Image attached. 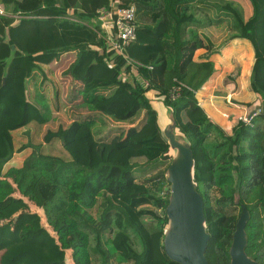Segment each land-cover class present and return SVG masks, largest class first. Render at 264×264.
Returning a JSON list of instances; mask_svg holds the SVG:
<instances>
[{"label": "trees", "instance_id": "1", "mask_svg": "<svg viewBox=\"0 0 264 264\" xmlns=\"http://www.w3.org/2000/svg\"><path fill=\"white\" fill-rule=\"evenodd\" d=\"M121 1L135 7L136 37L124 52L139 64L116 56L109 67L92 48L103 47L102 39L83 24L108 0H0L7 14L0 16L1 264H92L93 258L99 264H179L163 246L169 192L157 191L167 182L172 156L152 97L170 110L174 133L192 150L207 263H230L244 205L245 252L264 264V0H248L247 15L239 0ZM70 9L82 22L65 18ZM211 26H223L230 43L253 48L257 112L230 132L208 117L196 96L214 73L212 60L197 57L211 48L200 34ZM69 52L74 59L64 72L73 81L72 120L48 129L44 141L59 139L70 158L42 153L31 142L16 148V130L50 120L47 104L28 98V80L42 73L39 65ZM123 66H135L147 86L119 77ZM25 148L31 152L22 165L3 171Z\"/></svg>", "mask_w": 264, "mask_h": 264}, {"label": "crops", "instance_id": "2", "mask_svg": "<svg viewBox=\"0 0 264 264\" xmlns=\"http://www.w3.org/2000/svg\"><path fill=\"white\" fill-rule=\"evenodd\" d=\"M210 28L214 29L217 27L211 26L201 31L200 34L202 38L211 46V48L210 50L198 51L197 57L200 59L212 60L214 62V73L198 91L196 96L199 104L204 109L208 117L213 122L217 123L220 127H222L225 131L230 132V129L236 122L235 120L238 116L245 114L250 115L258 107V98L250 87L251 69L254 60L253 48L249 44L238 45L237 43H230L229 39L226 36L218 38L214 33L216 29H214L213 31ZM223 28V26H220L218 29L220 31H223ZM67 54H63L60 57H64ZM54 62L55 61L51 62L50 64L39 65L42 70V73L39 72L36 75L35 79H32V87L34 89V94L36 91V85L40 84L39 77L43 74L44 76L50 77V75L47 74V71L52 69L51 64H53ZM54 75H56V73H54ZM71 81V77L69 76L68 82ZM148 96L152 97V94L148 92ZM152 98L155 103H157L161 111V115L158 118V122L163 131L164 127H166V125L171 122V112L168 108L163 106L160 98ZM47 99L49 100L50 98H45L44 96V100L50 110V120L43 124L31 122L23 126L22 128L16 130L14 132V145L15 135L18 134L20 135L21 140L20 146L31 141V143L33 144L40 145L41 150L43 151L44 149L49 148V151L43 152L45 154H51L59 157H61V155H67L68 157H70L67 151H63L62 143L59 139L54 138L48 142L44 141V134L47 132L48 129L55 131L59 127L58 125L57 128H51L49 126V123L55 122L57 120L56 118L58 117V115H62L58 111L54 110L50 102H47ZM70 122H68L67 125ZM46 128L48 129L46 130ZM35 136H37L39 140L33 141L32 139ZM58 145L60 149L55 150V146ZM30 152V148H25L19 152H15L12 158H15L16 161L20 158L21 161H23L29 155ZM57 152H60L61 155ZM19 166L21 165H18V167Z\"/></svg>", "mask_w": 264, "mask_h": 264}, {"label": "water", "instance_id": "3", "mask_svg": "<svg viewBox=\"0 0 264 264\" xmlns=\"http://www.w3.org/2000/svg\"><path fill=\"white\" fill-rule=\"evenodd\" d=\"M11 48L14 49V45ZM174 126L171 117V122L163 129L169 148L175 150L166 174L169 197L165 208L168 227L163 240L164 251L179 264H208L205 250L209 237L204 225L202 195L196 190L193 179L192 150L185 139L176 136ZM241 208L229 248V264H259L245 252L249 213L244 205Z\"/></svg>", "mask_w": 264, "mask_h": 264}, {"label": "built area", "instance_id": "4", "mask_svg": "<svg viewBox=\"0 0 264 264\" xmlns=\"http://www.w3.org/2000/svg\"><path fill=\"white\" fill-rule=\"evenodd\" d=\"M121 0H108V2L98 7L94 15L87 21H83L92 28L103 41V47L92 46L101 56H104L109 67L116 65L115 57L120 56L127 59L126 64L136 63L129 59L124 49L135 39V7L134 5L123 6ZM75 10L70 9L65 16L67 20L74 22H82L75 17ZM6 12L0 6V16H6ZM139 64V63H136ZM150 68V67H149ZM132 76L143 87L147 86V81L137 72V68L132 66L130 71H126L125 66L122 67L119 77ZM180 86L173 88L170 97L174 98L180 91ZM257 108L250 115H240L237 121L249 123L251 118L256 114Z\"/></svg>", "mask_w": 264, "mask_h": 264}, {"label": "rangeland", "instance_id": "5", "mask_svg": "<svg viewBox=\"0 0 264 264\" xmlns=\"http://www.w3.org/2000/svg\"><path fill=\"white\" fill-rule=\"evenodd\" d=\"M239 2L241 3V5L244 8L245 15L249 14V12H250L249 1L248 0H239ZM261 8L263 9L264 6H262ZM218 28H219L218 26H217V28H214V29H216L215 31L213 28H210L214 31L216 37L222 38V36H226V37L228 36L229 33L224 28H223V31L222 30L220 31ZM73 57H74V53H68L66 56L59 57L58 59L54 60L56 63L54 62L55 64L54 63L51 64L52 69L47 71V74L50 75V77L44 76V74L39 77L40 84L36 85L35 94H34V89L32 87V80L29 79L27 82L28 83V90H27L28 98L31 101L33 99L32 102H34L38 105L46 103L44 100V97H43V95H44L45 98H50L49 100L47 99V102L48 101L50 102V104L54 108V110L58 111L59 113L62 114L61 115L62 117L59 115H58V117L56 116L57 120L55 119L56 120L55 122L49 123V126L51 128L52 127L57 128L58 125L65 127V126H67V123L72 120L71 115H70V107H69L70 106L69 104H71V102H70L69 98H70L71 93L73 92V90H72L73 81L68 82L69 75H67L64 71L67 69L69 64L72 62ZM54 73H56V75H54ZM112 124L116 125L115 123H112ZM47 129L48 128H46V130ZM31 138H32V136H31ZM32 140L37 141L39 139L37 136H35ZM20 144H21L20 135L16 134L15 135V147L19 148L18 146H20ZM55 148H54L55 150L60 149L59 145L55 146ZM62 149H63V151H66L63 147H62ZM44 151H49V148L44 149ZM44 151L41 150L42 153ZM57 153L60 154V152H57ZM168 153L172 156L175 154V150L174 149L172 150L171 148H169ZM18 157H20V156H18ZM61 157L64 159H67V160L70 158L67 155L66 156L61 155ZM17 161L15 160V158H11L9 161H7L4 164L3 171H6L9 167H18V165H22L21 162H23V161H21V159L18 162ZM168 187H169V184L165 181H162L159 184L157 192L159 194H161L163 192V190H165ZM136 249L139 250L138 245H136ZM2 255H3V251H0V264H1ZM92 264H99V262L96 258H93Z\"/></svg>", "mask_w": 264, "mask_h": 264}]
</instances>
